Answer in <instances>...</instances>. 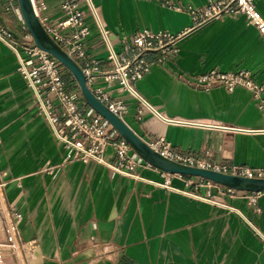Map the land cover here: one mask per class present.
<instances>
[{"label":"crops","instance_id":"0c3cea01","mask_svg":"<svg viewBox=\"0 0 264 264\" xmlns=\"http://www.w3.org/2000/svg\"><path fill=\"white\" fill-rule=\"evenodd\" d=\"M33 1H43L50 18L57 16L56 0ZM167 1L194 6L205 2L89 3L117 50L120 40L136 29L173 32L188 26L189 16L164 6ZM254 5L264 18V0ZM12 15L0 11L18 37L22 25ZM85 24L89 28L83 41L85 53L106 70L104 46L87 12ZM177 46L171 63L152 66L134 84L136 94L162 119L143 110L136 120L139 105L124 92L113 91L111 97L126 106L122 121L146 143L162 137L175 151L197 159L264 167V134L239 133L264 129V114L255 108L249 93L241 88L231 93L219 88L202 93L174 77L181 72L191 80L216 68L248 71L254 81L264 82V37L242 16H221L190 30ZM15 47L20 52L19 45ZM16 67L14 53L0 42V177L6 183V202L21 214L20 238L33 242L30 264H264V195L258 196L260 211L254 213L245 204L248 192L229 196L225 187L212 182L209 192L218 205L187 195L203 196L206 186L194 190L172 178L175 190L163 189L159 170L142 160L135 167L141 177L138 181L90 161H63L66 152L51 139ZM63 80L75 103L81 105L71 76L63 72ZM104 158L116 163L110 147Z\"/></svg>","mask_w":264,"mask_h":264},{"label":"built area","instance_id":"2783aa9c","mask_svg":"<svg viewBox=\"0 0 264 264\" xmlns=\"http://www.w3.org/2000/svg\"><path fill=\"white\" fill-rule=\"evenodd\" d=\"M3 1L1 12H10L14 15L17 13L20 16L15 0ZM255 1L205 0L198 6L180 1H167L164 6L189 16L188 26L173 32L152 30L147 27L136 29L128 38L120 40L117 50L113 48L109 31L95 14L97 11L91 8L89 0H56L58 14L54 18H50L45 12L47 6L43 1L31 0V4L46 34L77 63L84 76L85 85L92 95L122 120L126 114V106L121 100L111 97V94L113 91L124 92L139 105L135 115L136 120H140L143 110L151 111L134 91L135 82L148 74L152 66H165L171 63L172 57L177 53L178 42L190 30L221 16H242L246 24L254 27L258 34L264 37V18L255 8ZM85 12L90 15L94 30L104 46V60L108 65L106 70L100 69V62L89 58L85 53L83 41L89 34V28L85 24ZM0 42L14 53L17 61L16 72L30 91L34 103L48 126L51 139L57 147L66 152L63 161H90L120 176L134 181L141 180L135 172V167L141 159L104 119L85 103L82 102L81 105L75 103L73 93L67 89V84L63 80L61 66L54 58L32 43L25 27L21 35L15 37L0 17ZM16 45H19L20 52ZM174 77L186 87L202 93H207L214 88H219L226 93H231L236 88L244 89L249 93L255 108L264 114V82L254 81L248 71L223 72L212 68L193 76L191 80H187L181 72H176ZM72 84L76 86L74 81ZM146 144L162 157L182 165L222 174L264 179V167L221 165L210 160L197 159L190 154L175 151L162 137ZM107 147L111 148L116 158L115 164L108 163L104 158ZM145 165L151 167L147 163ZM158 173L163 180L159 185L161 188L175 190L170 185L172 178L183 180L185 187H193L194 190L206 186L208 188L203 196L196 193H187V195L211 205H218L209 192L210 181L163 171ZM5 185V181L0 177L2 231L0 264H30L34 259L33 242L23 241L20 238L18 225L21 214L6 202ZM224 193L232 196L236 190L225 187ZM259 195H264V191L249 193L245 196V204L251 207L254 213L260 211L257 206Z\"/></svg>","mask_w":264,"mask_h":264},{"label":"water","instance_id":"95a60500","mask_svg":"<svg viewBox=\"0 0 264 264\" xmlns=\"http://www.w3.org/2000/svg\"><path fill=\"white\" fill-rule=\"evenodd\" d=\"M16 3L24 27L32 39V43L66 69L73 79L82 101L94 113L104 119L142 161L159 171L187 177H199L240 192L256 193L264 191V179L222 174L208 169L182 165L170 161L153 151L121 119L110 112L92 95L85 85L84 76L77 63L70 56L66 55L46 34V31L34 14L31 0H16Z\"/></svg>","mask_w":264,"mask_h":264},{"label":"bare ground","instance_id":"6f19581e","mask_svg":"<svg viewBox=\"0 0 264 264\" xmlns=\"http://www.w3.org/2000/svg\"><path fill=\"white\" fill-rule=\"evenodd\" d=\"M35 2V1H34ZM95 14L98 16V12H95ZM151 112L153 114H155L158 118L162 119V117L155 111V109L153 108H150ZM168 122V121H167ZM180 124H183V125H190V126H193V124H188V123H180ZM211 128H217V129H223V130H227V129H230V128H222V127H211ZM232 130V129H230ZM241 132H250V133H262L264 132V129L262 130H258V131H241Z\"/></svg>","mask_w":264,"mask_h":264},{"label":"rangeland","instance_id":"374dc122","mask_svg":"<svg viewBox=\"0 0 264 264\" xmlns=\"http://www.w3.org/2000/svg\"><path fill=\"white\" fill-rule=\"evenodd\" d=\"M15 2H16V0H15ZM3 3H4V1H3V0H0V8L2 7ZM10 14H13V13H10ZM12 16H13L14 18H19L20 23H21V25H22V27H20L19 30L22 31V30H23V27H24V24H23V22H22L21 16H18L17 13H15V15L13 14ZM5 17H6V16H5ZM58 65L62 67V70H63L64 74H66L67 76H70V74H69L68 72L65 71L66 69H65L62 65H60L59 63H58ZM71 79H72V78H71ZM72 81H73V79H72ZM75 88L77 89L76 86H75ZM77 91H78V89H77ZM78 93H79V91H78ZM248 193H249V192H248Z\"/></svg>","mask_w":264,"mask_h":264}]
</instances>
